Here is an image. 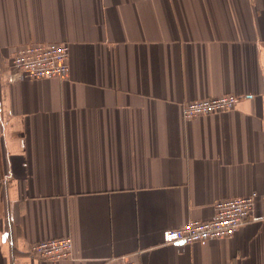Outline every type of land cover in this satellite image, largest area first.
Instances as JSON below:
<instances>
[{"label": "crops", "instance_id": "1", "mask_svg": "<svg viewBox=\"0 0 264 264\" xmlns=\"http://www.w3.org/2000/svg\"><path fill=\"white\" fill-rule=\"evenodd\" d=\"M62 79L17 81L30 44ZM234 109L184 120L183 104ZM256 194L230 239L168 245ZM69 238L71 256L31 244ZM264 264V0H0V264Z\"/></svg>", "mask_w": 264, "mask_h": 264}, {"label": "built area", "instance_id": "2", "mask_svg": "<svg viewBox=\"0 0 264 264\" xmlns=\"http://www.w3.org/2000/svg\"><path fill=\"white\" fill-rule=\"evenodd\" d=\"M68 47L63 44H30L20 47L11 58V74L17 81L62 79L68 72ZM238 98L225 95L183 104L184 120L235 108ZM256 201V194L218 201L214 204L213 217L208 221H189L183 226L163 233L168 245L204 244L210 240L230 239L237 230L249 222ZM69 238L52 239L30 245L28 254L38 260H64L71 256ZM105 264H136L121 258Z\"/></svg>", "mask_w": 264, "mask_h": 264}]
</instances>
